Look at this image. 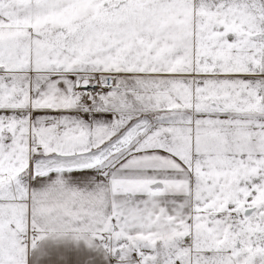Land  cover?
I'll return each mask as SVG.
<instances>
[{
    "label": "snow or ice",
    "instance_id": "6c2138e0",
    "mask_svg": "<svg viewBox=\"0 0 264 264\" xmlns=\"http://www.w3.org/2000/svg\"><path fill=\"white\" fill-rule=\"evenodd\" d=\"M0 264H264V0H0Z\"/></svg>",
    "mask_w": 264,
    "mask_h": 264
}]
</instances>
